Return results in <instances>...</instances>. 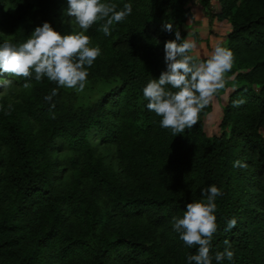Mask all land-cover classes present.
<instances>
[{"label":"trees","instance_id":"trees-1","mask_svg":"<svg viewBox=\"0 0 264 264\" xmlns=\"http://www.w3.org/2000/svg\"><path fill=\"white\" fill-rule=\"evenodd\" d=\"M139 1H146L142 8L126 0H102L118 11L131 4L132 13L113 26L111 35L100 30L102 22L85 33L104 38L87 81L117 83L96 101L78 106L74 92L47 78L37 82L33 75L18 77L32 85L22 104L9 108L0 102V140L7 148L0 152V264H188L187 256L197 248L180 240L172 218H182L188 203L206 201L202 190L212 185L221 190L213 256L227 248L234 258L222 264H264V0H220L219 16L230 24L222 47L234 55L227 74L234 90L218 135L203 129L205 108L197 125L175 137L147 109L143 89L166 70L165 43L175 40L177 30L185 39L176 12L179 0ZM208 1L203 0L204 7ZM20 11L32 32L48 22L67 33L56 0H37ZM167 24L171 32L164 30ZM20 25L11 42L17 46L28 38L26 25ZM4 42L0 39V45ZM53 89L57 95L46 100ZM241 99L245 102L233 107ZM30 119L38 126L33 134ZM91 134L115 146L123 175L94 156ZM61 143L79 159H73L78 167L64 189L52 159ZM237 160L247 167H234ZM100 196L117 218L131 222L128 229H100L95 203ZM69 213L81 215L84 227H75ZM233 217L236 227L225 231Z\"/></svg>","mask_w":264,"mask_h":264},{"label":"clouds","instance_id":"clouds-1","mask_svg":"<svg viewBox=\"0 0 264 264\" xmlns=\"http://www.w3.org/2000/svg\"><path fill=\"white\" fill-rule=\"evenodd\" d=\"M67 5V14L74 18L81 31L62 35L45 22L19 46L5 41L0 45V72L26 80L34 75L37 82L47 78L58 87L83 92L88 82L87 69L102 54L99 46H90L91 37L85 33L94 24L102 22L100 30L106 36L111 35L113 26L131 15L132 5L125 4L119 11L115 4L102 0H67ZM164 30L171 32L172 25H165ZM175 37L164 45L166 70L143 89L147 109L161 117V127L170 129L174 137L198 124L200 113L226 90L232 79L227 74L234 65V55L226 47L216 46L206 60H200L193 55L194 41L182 40L178 30ZM11 84V80L0 79L3 89ZM23 87L29 88L31 84L25 83ZM55 95L57 89L45 99L51 100ZM244 102L243 99L233 101V107H240ZM5 114L10 111L6 110ZM233 166L246 168L247 164L237 160ZM202 195L206 201L190 202L182 218H172L173 230L187 247L197 248L196 254L187 256L188 264H213V259L216 264H222L225 258L231 261L234 252L227 248L214 256L211 252L218 231L215 201L221 190L212 185L202 190ZM236 225L237 220L233 217L227 221L225 231ZM225 244H228L227 240Z\"/></svg>","mask_w":264,"mask_h":264},{"label":"rangeland","instance_id":"rangeland-1","mask_svg":"<svg viewBox=\"0 0 264 264\" xmlns=\"http://www.w3.org/2000/svg\"><path fill=\"white\" fill-rule=\"evenodd\" d=\"M37 0H0V39L13 42L18 34L21 23L26 26L29 23L28 16L20 11V7L35 3ZM60 7V20L62 28L67 31L66 34L80 32L78 25L75 24L74 18L67 14V0H56ZM144 2L139 0H126V3L138 5L142 8ZM203 0H179L176 1L177 17L181 24V28L185 33V39L194 41L196 48L193 55L199 59H207L213 52L216 46L225 44L224 37L230 31V24L227 18L219 16L220 0H209L207 6H203ZM24 28L28 37L33 33L30 27ZM86 35V34H85ZM91 45L104 48V38L102 36H90ZM229 76V75H228ZM226 86V90L215 98V100L206 107L203 114V129L209 136L218 135L220 132V120L224 105L230 92L234 90L233 76ZM0 79L11 80V86L3 89L0 87V102H5L8 106H17L22 104L30 94L31 87L24 88L22 81L18 77H14L8 73L0 75ZM31 84V83H30ZM117 83L114 80L87 82L83 92H77L74 89H68L74 92L76 96V104L78 106H86L96 101L105 91L115 86ZM32 86V85H31ZM30 124L32 134L38 129L37 124L32 121ZM90 142L93 148V154L103 160L105 166L111 168L117 175H123L122 167L116 152L115 146L108 141L98 138L96 135H90ZM0 152H7V148L0 140ZM78 152L69 148L66 144H58L55 151L52 153V159L55 160L56 169L59 171L58 186L62 189L69 187L74 180L76 168L78 164L73 162L76 159ZM79 161V159H76ZM97 210L101 213L100 229L107 226L122 227L128 229L130 221L124 220L121 217H116L108 200L100 196L95 200ZM105 213L109 217H105ZM69 219L78 229L84 227V221L81 215L69 213ZM122 219V220H121ZM161 237L158 236V240Z\"/></svg>","mask_w":264,"mask_h":264}]
</instances>
